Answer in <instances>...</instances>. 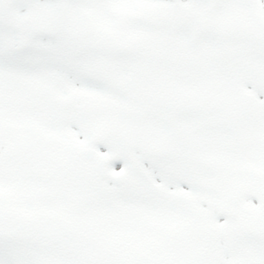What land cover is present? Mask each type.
I'll list each match as a JSON object with an SVG mask.
<instances>
[{
  "label": "snow or ice",
  "instance_id": "obj_1",
  "mask_svg": "<svg viewBox=\"0 0 264 264\" xmlns=\"http://www.w3.org/2000/svg\"><path fill=\"white\" fill-rule=\"evenodd\" d=\"M0 264H264V0H0Z\"/></svg>",
  "mask_w": 264,
  "mask_h": 264
}]
</instances>
